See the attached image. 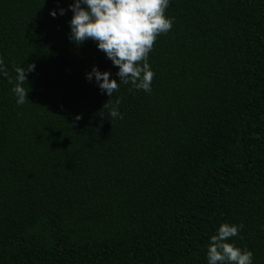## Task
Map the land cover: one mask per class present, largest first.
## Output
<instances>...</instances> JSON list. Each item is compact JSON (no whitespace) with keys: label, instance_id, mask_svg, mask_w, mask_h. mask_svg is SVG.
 I'll return each mask as SVG.
<instances>
[{"label":"trees","instance_id":"obj_1","mask_svg":"<svg viewBox=\"0 0 264 264\" xmlns=\"http://www.w3.org/2000/svg\"><path fill=\"white\" fill-rule=\"evenodd\" d=\"M70 2L0 0V61L34 65L21 105L0 77V264H206L221 222L264 264V0H169L151 91L110 97Z\"/></svg>","mask_w":264,"mask_h":264},{"label":"clouds","instance_id":"obj_2","mask_svg":"<svg viewBox=\"0 0 264 264\" xmlns=\"http://www.w3.org/2000/svg\"><path fill=\"white\" fill-rule=\"evenodd\" d=\"M168 5L169 0H71L67 5L71 12L67 38L77 46L92 40L116 68L113 78L107 69L100 70L93 64L85 79L93 80L98 90L109 97L117 90L118 82L151 91L153 72L148 53L157 35L172 26V19L165 15ZM64 11L63 7L49 9V15H63ZM21 65L12 66L13 80L0 61V77L7 78L12 85L10 91L17 105L27 98L26 74L34 68L32 63ZM115 103L119 104L118 98ZM107 107L104 104L103 108ZM107 115L119 118L121 114L113 106ZM240 227L236 223H219L205 245L206 264H252L251 250L237 246L231 239L237 236Z\"/></svg>","mask_w":264,"mask_h":264}]
</instances>
